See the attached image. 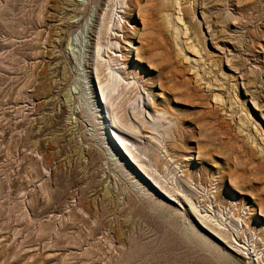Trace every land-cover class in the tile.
I'll use <instances>...</instances> for the list:
<instances>
[{"label": "rangeland", "instance_id": "1", "mask_svg": "<svg viewBox=\"0 0 264 264\" xmlns=\"http://www.w3.org/2000/svg\"><path fill=\"white\" fill-rule=\"evenodd\" d=\"M0 264H264V0H0Z\"/></svg>", "mask_w": 264, "mask_h": 264}, {"label": "bare ground", "instance_id": "2", "mask_svg": "<svg viewBox=\"0 0 264 264\" xmlns=\"http://www.w3.org/2000/svg\"><path fill=\"white\" fill-rule=\"evenodd\" d=\"M131 3H132V1H131ZM177 4V3H176ZM140 9H141V7H140ZM140 9H139V11H140ZM147 10V9H146ZM138 11V12H139ZM178 20H179V18H178ZM137 50V49H136ZM151 55V54H150ZM152 56V55H151ZM149 57V56H148ZM150 58V57H149ZM111 59V58H110ZM151 59V58H150ZM114 61V60H113ZM108 65V64H107ZM109 70H111L110 68H108ZM112 71V70H111ZM119 77H118V74L117 73H115V72H109L108 73V78H107V80H106V82L104 83V90H102V95H103V98H104V100L106 101L107 100V98L108 97H110V95H111V93L117 88V86H118V84H119V79H118ZM102 84V83H101ZM105 90H108V94H106L105 95ZM139 114H141V113H139ZM134 116H136V114H134ZM110 117H112V116H110ZM111 120H114V118H112ZM114 123H116L115 121H114ZM113 127V126H112ZM111 138H112V141H114V144H116V147H118V149H120V151L122 152V154L127 158V156L129 155V156H131L132 155V152H131V150L130 149H128V147L126 146V145H124L125 144V140H123L120 136H118V134H116L115 133V131L113 132V136H110ZM123 149V150H122ZM262 152V151H261ZM133 159H135V157L133 156L132 157ZM140 167H142V165H140L137 161H135ZM134 163V162H133ZM137 165V166H138ZM138 166V167H139ZM137 167V168H138ZM136 168V169H137ZM140 170V169H139ZM153 180V179H152ZM153 182V181H152ZM156 184V183H155ZM162 193V192H161ZM160 193V194H161ZM164 194V195H163ZM162 197L164 198V199H166L167 201H169V200H173L170 196H168L167 195V193H162ZM203 230V229H202ZM207 230H209L212 234H210V233H208V232H206V233H208V235H210V237H212V238H214L217 242H219V243H221L220 241H219V239L220 240H222V241H224L223 240V238L219 235V233H216V232H214V231H212V230H210V229H207ZM203 242V241H202ZM204 243V242H203ZM205 244V243H204ZM222 245H223V243H221ZM224 248H226V249H228V251H230V252H232V253H236V254H239V253H237V251H235L233 248H231V247H226V246H224Z\"/></svg>", "mask_w": 264, "mask_h": 264}, {"label": "water", "instance_id": "3", "mask_svg": "<svg viewBox=\"0 0 264 264\" xmlns=\"http://www.w3.org/2000/svg\"><path fill=\"white\" fill-rule=\"evenodd\" d=\"M125 157V156H124ZM127 159V158H126ZM130 161V165H131V163H132V161L130 160V158H128V162ZM134 164L132 163V166H133ZM134 168H135V166H134ZM137 168V167H136ZM135 168V169H136ZM138 169V168H137ZM137 171V170H136ZM141 173V174H139V172ZM138 174L142 177V178H144L146 181H148V183H150V185L152 186V188L154 189V190H156V193L160 196V193H161V191H159V190H157V188H156V186L153 184V183H151V182H149V179L138 169ZM160 198H162V197H160ZM164 201H166V202H168V203H173V201H171V200H169V201H167L166 199H164V198H162Z\"/></svg>", "mask_w": 264, "mask_h": 264}]
</instances>
